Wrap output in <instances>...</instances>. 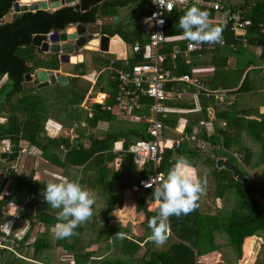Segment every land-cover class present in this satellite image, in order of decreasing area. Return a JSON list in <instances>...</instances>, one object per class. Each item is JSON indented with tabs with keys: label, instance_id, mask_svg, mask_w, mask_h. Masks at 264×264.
<instances>
[{
	"label": "trees",
	"instance_id": "obj_1",
	"mask_svg": "<svg viewBox=\"0 0 264 264\" xmlns=\"http://www.w3.org/2000/svg\"><path fill=\"white\" fill-rule=\"evenodd\" d=\"M14 1L0 0V80L6 76V81L0 84V118L4 119L0 121V142L7 139L11 147L4 161H14L19 154L20 140H25L40 151L41 158L66 170L68 179L78 178L80 183L92 190L95 198L99 200L93 206L91 219L77 227L75 235L65 239L56 238L51 231L58 222L56 215L59 210L51 208L46 201H30L25 206L23 218L29 222L30 227L41 224L47 231L41 233L31 243H27L29 235L24 234L20 241L21 251L27 246L31 249L32 259L39 262L47 259L46 250L61 247L66 251V255L73 259L74 264H214L200 262L199 258L212 250H220L224 261L216 264H230L234 261L237 264L248 236L257 235L264 240V112H259V106L253 103L231 114V109L236 108L235 100L232 104H226L205 97H201V109L193 111L196 113L194 118L197 123L201 117L208 120L209 103L214 106V117L211 118V122L216 127V132L211 140L221 141L227 150L234 149L242 154L241 162L233 163L244 172L247 182L235 179L230 170L216 166V157L220 153L226 155L228 153L218 149L201 150L194 143L183 141L178 149H166L163 152L161 170L164 174L166 175L179 158L186 157L198 174L213 178V196L220 197L223 201H230L229 196L232 195L233 203L232 200L230 201L232 205L229 208L224 206L225 208L218 209L212 215L201 211V200H199V206L190 214L172 216L171 234L160 248L156 247L149 238L143 245L140 244L143 237L115 238L117 232L121 231L127 235L130 230L119 223L109 225L112 211L116 206L123 205L126 186L138 185L139 179L152 170L148 162L137 166L132 154L127 152L130 143L140 138H150L146 124L142 121L135 123L119 121L99 137L95 130L100 122L118 119L115 114L102 109L98 103L91 104L93 113L91 117L88 116L87 111L80 109L79 104L89 88L85 85L88 81L83 79L85 75L83 63L76 64L77 72L74 73L75 75L67 76L65 85L57 83L38 89L34 84L26 85L25 76L39 69H47L50 72H57L56 70L59 69L57 53H44L32 45L31 39L34 34L49 33L52 30L62 31L77 23L95 25L98 14L102 17L114 15L118 7L126 6L133 0H103L86 11L64 5L54 10L11 13L10 9ZM199 7L210 13V19L213 17L215 10ZM231 8L241 10L243 17L251 20L245 35L247 44L242 42V37L234 35L230 30V24L224 20L217 24L224 25L225 45L215 44L213 50L202 51L201 57L193 53L188 61L183 56L172 58L170 55L173 47L179 46L183 49L186 46L188 41L186 38L180 41H167L163 48L168 54L166 66L171 69L173 75L180 76L190 73L194 67L210 65L214 69L213 74L202 79L207 87L227 89L233 94L245 93L254 96L256 88L262 87L264 91V77L260 69L251 67L248 69L256 59L249 46L261 47L263 53L259 58L264 59V0H244L243 5L239 7L232 5ZM149 11L150 8L147 12ZM184 11L173 10L167 15V36L183 33L180 26L175 30L171 29V26L179 21ZM8 13L11 19L3 22V17ZM112 25L114 27H111V24H102L99 32L110 37L118 34L126 40L123 25L120 22ZM135 30L138 34H134L133 42L138 41L144 45L147 37L143 38L140 26ZM231 56L237 57L240 66L228 68V58ZM141 58L142 55L137 54L129 62L135 63ZM105 64L107 66L109 62ZM114 64L119 66L120 63L114 61ZM101 75L102 73L98 76L96 85L103 92L111 94L107 103H112L117 91L116 81L109 74L106 80ZM176 84L185 86L182 83ZM176 84L171 83V85ZM253 101L258 102L257 97ZM166 105L169 110L161 116V119L167 127H175L179 118L176 111L194 110L193 104L182 100L170 101ZM49 119L55 120L63 129L72 128L74 141H71L67 135H50L47 129ZM187 132H191L188 126ZM84 136L89 140L86 145L81 141ZM119 138L123 139L122 150L113 153V145ZM118 156L120 167L116 170L114 162ZM2 161L0 154V191L7 181L1 179L4 167ZM253 172L261 173L259 180L253 177ZM9 178L11 180L9 195L0 199V224L8 219L5 208L10 200L22 201L33 192L39 190L44 192L48 182L34 178L33 173L23 175L11 172ZM152 191V188H140L135 195L136 210L145 214L143 222L145 232H151L148 222L155 215L156 210L147 209L148 202H152L149 200ZM227 191L231 193L225 194ZM17 192L23 194L16 195ZM214 231L223 232L222 234L227 236L216 237ZM222 238L225 240L223 241ZM250 240L249 237L245 244L246 252L249 251ZM143 247L144 251L140 254L139 251ZM261 250L264 255V242ZM257 259L258 255L254 264L259 261ZM47 261V264H53L50 259ZM2 262L26 264L28 261L15 258L8 251H3Z\"/></svg>",
	"mask_w": 264,
	"mask_h": 264
},
{
	"label": "built area",
	"instance_id": "obj_2",
	"mask_svg": "<svg viewBox=\"0 0 264 264\" xmlns=\"http://www.w3.org/2000/svg\"><path fill=\"white\" fill-rule=\"evenodd\" d=\"M193 3L215 11H223L226 21L230 24V30L236 37H242V42L247 44L245 35L251 20L243 17L241 10L223 5L222 0H185L184 3H180L179 0H163L161 4L149 0L150 11L141 19L140 23V30L147 36V41L144 45L138 41L132 45V50L142 55L141 60L135 63L126 61L122 66L115 65L114 61H111L105 68L117 84L113 102L107 103V100L111 98V94L108 92L101 93L102 91H99L100 94L98 95L93 93L94 79L90 83L85 98L79 104L80 109L87 111L90 117L93 114L91 104L98 103L102 109H106L115 115L135 117L146 124V131L150 138L137 139L130 143L127 148V152L132 154L139 166L145 162L151 164L152 170L138 181L137 186L141 189H147L144 185L151 178H161L164 174L161 170L163 152L166 149H178L183 141L192 142L201 150H227L221 141L214 142L211 140L213 132L207 127V121L203 118L199 120V128L190 133L186 132L184 124L179 125L181 128L169 129L161 119V116L169 110L166 105L167 102L184 100L187 95H190L197 102L201 97L213 98L226 104H232L235 100V95L227 89L207 87L202 78L196 74L195 69L190 73L175 76L171 69L166 66L168 54L163 51V47L169 40V36L166 35L167 15L173 10L184 11ZM74 4L75 2L71 6ZM170 4L171 8H169ZM219 45H225V40L223 39V43ZM215 46V44H202L193 47L187 41L183 49L179 46L173 47L170 55L172 58L183 56L189 61L192 53H197L201 57L203 56L202 51L213 50ZM257 48L258 54L261 55L263 49ZM262 73L264 74V69ZM171 83H184L188 88L177 84L171 85ZM99 95H102L101 99H99ZM171 133L173 136H170ZM69 138L74 141V134L71 133ZM19 147V153L31 154L32 152L28 142L20 143ZM1 151H10V145L0 146ZM231 153L236 159L241 160V153ZM16 164V162L11 163L2 170L3 179L9 178L11 172H18ZM33 200L44 202L43 192L40 190L33 192L22 201L10 200L5 208L8 220L15 223L20 221L23 218L26 204ZM11 202L15 203L18 212L12 207ZM3 225L5 223L0 224V264H3V251H8L15 258L27 260L21 251V239L12 236ZM215 260L216 258H213L210 261Z\"/></svg>",
	"mask_w": 264,
	"mask_h": 264
},
{
	"label": "crops",
	"instance_id": "obj_3",
	"mask_svg": "<svg viewBox=\"0 0 264 264\" xmlns=\"http://www.w3.org/2000/svg\"><path fill=\"white\" fill-rule=\"evenodd\" d=\"M222 3H223V5L228 6V7H231L232 5H236L237 7H239V6L244 4V0L243 1H241V0H222ZM148 8H150L149 0H133V2L129 3L126 6L118 7L116 9V13L114 15L105 16V17L100 16L99 18L97 17V21H96L95 25L89 24L92 27V30H93L92 34L94 36L95 35L99 36L102 34L99 32V28H101L102 24H109V25L111 24V27H114L112 24L120 22L124 27V33L126 36V40H125V38L120 37L118 34H115L111 37L107 34H104V35H107L109 37L108 49L106 51H101V50L91 51L92 53L90 55H88V57H86L85 54H82L81 61L78 60L75 63H73V62L60 63L59 62V69H57L56 71L59 73H63L66 76L75 75L74 73L77 72V70H78L76 67V64L83 63L84 64L83 70L85 72L83 79H85L89 83H91V81L95 79L94 88L98 89V91L101 92L102 90L99 86L96 85V81H97V78L100 75V73H103V71H107V70H105V68H106L105 63L109 62V64H110L111 61H117L120 63L119 66H122V65H124V63L126 61L129 62L131 59H133L138 54L132 50V45L135 42H137V41L133 42L132 39H133L134 34H136V32H137L135 29H139V26L141 23L140 20L145 15H147ZM115 15L118 16L117 21H115L113 19V16H115ZM210 20L214 25L221 22V21H224V20H226L225 13L223 11H215L213 14V17ZM89 25H87V28ZM93 26H95V28H93ZM178 27H179V22H175L174 25L171 26V29L175 30V29H178ZM88 31L91 32L89 30V28H88ZM140 32H141V30H140ZM142 36H143V38L147 37L144 33H142ZM184 39L185 38L183 36V33L179 34V35H171V36H169L168 42L169 41H180V40H184ZM253 48L256 49L255 50L256 53L253 51ZM250 49L255 54L256 59H260L263 62L258 63L256 66L250 64L248 69H250V67L252 69H254V68L260 69L261 75L264 77V74L262 73V70L264 69V59L262 57L259 58L260 55L257 53L258 52L257 47H251L250 46ZM238 66H240V62H238L237 57L231 56L228 58V68L229 69L235 68ZM87 69H90L89 72H93V74L88 75L89 72L87 71ZM193 69H196V71H197L196 74L199 75L202 79L205 77L211 76L214 72L213 67L210 65H200V66L194 67ZM39 70H41V69H39ZM48 72H50V71H48ZM31 74H34V73H31ZM91 76H93V77H91ZM110 77H111V75H110ZM3 78H5L3 80L6 81V76H4ZM255 81H256V79H255ZM32 84L33 83L31 82L30 85H32ZM182 84H184V83H182ZM184 85L185 86H182V87H188L186 84H184ZM100 92H98L96 95L100 94ZM263 92H264L263 88L261 87V88H256L255 93H253L254 96L245 95V93H242V94L234 93V95L236 97L235 98L236 108H234L233 110L231 109V114H233V112L234 113L239 112V111H241V108L246 107L247 105L253 104V103H255L257 105V107L259 106L258 111L263 113L264 112V105L262 104L261 101L264 100V97L260 98V96L258 95V94H262ZM101 93H103V91ZM254 97L255 98L257 97L258 102L253 101V99H255ZM200 100H201V98H200ZM200 100H199V102H197L195 99L191 98L190 95H187L185 97V99L182 101L187 102L188 104H193L194 110L191 111L189 109H181V110L176 111L175 113L179 114L178 121H177L175 127H168V128L169 129H175V128L179 127V125L184 124L186 132H187V126L191 128V132L197 130L199 128V125H198L199 122L198 123L196 122V119L194 118V115H193V113H194L193 111H195L197 109H199V110L201 109V101ZM208 107H211V109H212V112L209 115V119L207 120L204 117H201L200 119L203 118L207 121V124H208L207 127L210 130H212V132L214 134L216 132V127L211 122V118L214 117V112H213L214 106L209 103ZM118 116L121 120H119ZM126 116L125 115L124 116L123 115L122 116L116 115V117L119 121H128V122H132V123L141 121L135 117H131V116L126 117ZM0 121H4V119L0 118ZM108 126H110V125H108ZM98 127H99V124H98ZM98 127L96 128V132H97L99 137H102L106 133V131H108V130L104 131V133H102V134H99ZM99 128L101 129L103 127H99ZM179 128H181V127H179ZM47 129H48L49 134L52 136L67 135L70 137V135L72 133V128L69 129L68 131H66L63 128H61L60 124L57 123L53 119L48 120ZM81 141L85 145L89 143L88 138L85 136L83 137V139ZM122 141H123V139L119 138L114 143L113 150H112L113 153H119L122 150ZM22 142H27V141L20 140L19 145ZM9 143L10 142L7 139H5L4 141L0 142V146L4 147L5 145H10ZM30 148L32 150L31 154L19 153L14 161H4V159H6V157H7V153L11 151V147H10V151H1L0 152L1 155L3 153L6 154L5 157L1 156V160H3L2 162L4 163V167H7V165L9 163H15L16 162L17 163L16 165L18 167V172H16L17 174L29 175V174L33 173L34 178H36L40 181L41 180L42 181H49L50 179L60 180L62 178H68V172L66 170H64L62 167L55 166V165L47 162L43 158H41L40 151L37 148H35L33 146H30ZM218 150L220 151V149H218ZM221 151H223V150H221ZM224 152H226L228 154L226 155V154L220 153L216 157V166H217V161L219 159H223V158L228 159L231 163H233V162H236V163L239 162L240 163L241 162V160L236 159L231 153V152H237V150L232 149L230 151L226 150ZM114 163H115L114 164L115 169L118 170L120 167V157L119 156L116 158ZM137 166H139V165L137 164ZM217 167H219V166H217ZM193 171L196 175H198L201 178H205L207 181L206 192L204 195L210 194V191L212 193V191L214 190V182H213L212 178L208 175L198 174L197 171L195 170V168H193ZM1 179H3V178H1ZM10 186H11V180H10V178L9 179L7 178V181L5 182L4 186L2 187L0 194H3L4 196L9 195ZM139 190H140V188H138L137 185L126 186V188L124 190V196L125 197H124L123 205L121 207H118V206L115 207L113 215L111 216V220L109 221V225H113L114 223H119L122 227L129 228L130 231L127 232L126 236L127 237H133V238L143 237V241L140 243L141 245H143V243L146 241V239H148L150 237L151 232H147V231L145 232V228L143 225V222L145 219L144 212L136 210L135 195H136V192ZM17 194L22 195L23 193L17 192L16 195ZM95 200H96V203L99 202V200L97 198H95ZM200 200H201L200 201L201 211L205 212V213L212 214V215H214L218 209L225 208V207L229 208V206L232 205L231 202L223 201L220 197L214 198V200L212 202V200H210L208 198L207 199L203 198V195H202ZM147 209L153 211L156 209V205L153 202H148ZM211 209H212V211H211ZM10 222L11 221H9L7 219V221L4 223L6 224V223H10ZM12 223H14V224L10 227L11 231H9L6 228L5 229L12 236H15V237L20 238V239L23 238L24 234H28L29 237H28L27 243H29V242L31 243L37 236H39L44 231H47V229L45 230V227L42 226L41 224L35 225L34 227H30L29 222L25 218H22L20 221H18L16 223L15 222H12ZM129 224H130V226H128ZM51 231L54 232V228H52ZM214 233H215V235H217L216 237H218V235H219V237H225V235L222 234L223 232L214 231ZM169 234H171V232H169ZM249 237L252 240L253 239H256V240L261 239V242H262V238L258 237L257 235L248 236L247 239ZM247 239L245 240L243 247H242V251H243L242 256H240V258L237 259L239 264H254L255 263V259H256L255 256L257 253V249L259 247L254 246V244L257 243L255 240L252 241L253 243H251V240H250V242H248L249 251L246 252L245 244L247 242ZM222 240L224 241L225 239L222 238ZM57 248H59V247H57ZM253 248L255 250H253ZM251 249L253 250V252L251 251ZM143 251H144V247H143ZM22 253L27 257L26 261L32 262L31 264H47V263H44V261L48 262L47 259H43L42 262H39L37 260L32 259L31 249H29L27 246L23 248ZM252 253H253V255H252ZM205 255H208V258H209V256H210V258H217V260L212 262L214 264L221 263V262L223 263V261H224L223 253L220 250H212L210 252H207V253L201 255V257L199 258L200 262H204V261H202L204 259L202 257H204ZM46 256H47V254H46ZM67 260L70 261L71 264H74L73 259L70 258L69 256H68ZM234 262H231V264H235ZM52 263L58 264L59 262L58 263L52 262ZM204 263H206V262H204Z\"/></svg>",
	"mask_w": 264,
	"mask_h": 264
},
{
	"label": "clouds",
	"instance_id": "obj_4",
	"mask_svg": "<svg viewBox=\"0 0 264 264\" xmlns=\"http://www.w3.org/2000/svg\"><path fill=\"white\" fill-rule=\"evenodd\" d=\"M179 2L184 3L185 0ZM154 3L161 4L163 0H154ZM178 22L190 46L223 43L224 25H214L210 20V13L202 10L197 3L184 11ZM206 184L205 178L194 173L193 165L186 157L179 158L166 175L151 178L145 183V187L153 189L149 200L156 205L155 215L148 222L151 229L149 240L156 247H162L167 242L172 216H186L196 210L198 201L206 192ZM43 198L51 208L59 210L56 215L58 222L54 225V235L58 239L75 235V229L93 216L96 202L92 190L83 186L78 178L50 179L46 183ZM0 199H4L3 194H0ZM11 203L18 212L15 203ZM3 227L11 231L9 223ZM114 237L124 239L126 234L119 231Z\"/></svg>",
	"mask_w": 264,
	"mask_h": 264
},
{
	"label": "water",
	"instance_id": "obj_5",
	"mask_svg": "<svg viewBox=\"0 0 264 264\" xmlns=\"http://www.w3.org/2000/svg\"><path fill=\"white\" fill-rule=\"evenodd\" d=\"M103 0H15L12 3L10 12L20 13L26 11L49 10L57 9L64 5H71L73 2L74 8L80 11H86L91 6L101 3ZM101 14H98L99 18ZM115 21L118 16H113ZM109 37L101 34L94 36L92 32L88 31L85 23L72 24L62 31L52 30L48 33H36L32 36V45L44 53H57L60 63L77 62L82 59L83 50L106 51L108 49ZM74 53V54H73ZM80 56L81 59L71 61L73 57ZM26 81H31L36 88L46 87L48 85H65L67 83V76L59 72H48L46 69L36 71L34 74H27ZM1 156L5 157L6 154ZM217 166L228 169L232 172L235 179L241 182H247V177L241 169L228 159H219ZM6 211V210H5Z\"/></svg>",
	"mask_w": 264,
	"mask_h": 264
},
{
	"label": "rangeland",
	"instance_id": "obj_6",
	"mask_svg": "<svg viewBox=\"0 0 264 264\" xmlns=\"http://www.w3.org/2000/svg\"><path fill=\"white\" fill-rule=\"evenodd\" d=\"M241 1H243V0H241ZM11 19V15H10V13H8V14H6L4 17H3V22H7V21H9ZM97 26V25H96ZM88 28H89V30L92 32L93 30H92V27L89 25L88 26ZM93 28H95V26H93ZM119 46V45H118ZM250 47V46H249ZM256 49L255 48H253V51L256 53V51H255ZM82 52V54H85V56L86 57H88V55H90L92 52L91 51H89V50H83V51H81ZM258 53V52H257ZM261 62H263L262 60H260V59H255L254 60V63H253V65H257L258 63H261ZM87 71L89 72L90 71V69H87ZM195 72H197L196 71V69H195ZM93 74V72H89V74L88 75H92ZM108 75V71H103V73H102V78L104 77V79L106 80V76ZM94 76V75H93ZM93 76H91V77H93ZM3 79H5V78H2L1 80H0V84L4 81ZM31 84V82L30 81H27L26 82V85H30ZM85 85H87V86H90V83H88V82H86L85 83ZM99 91H98V89H95L94 88V90H93V93H98ZM259 96H260V98L261 97H264L263 95H264V93H262V94H258ZM255 98V97H254ZM262 104L264 105V102H262ZM221 106V104L219 105V107ZM224 105L222 104V107H223ZM207 110H208V114L210 115L211 114V112H212V109H211V107H208L207 108ZM213 112H214V110H213ZM195 114L196 113H193V115L195 116ZM126 117H130V116H126ZM118 118H119V116H118ZM119 120H121L120 118H119ZM119 120H116V121H110V122H100L99 123V127H103V128H99L98 127V129H99V134H102V133H104V131H106V130H109L110 129V126L112 127V126H115L118 122H119ZM108 125H110V126H108ZM97 129V130H98ZM64 130H66V131H68V129L67 128H65ZM96 131V130H95ZM170 136H173L172 134L170 135ZM11 163H9L8 165H7V167L10 165ZM240 165V164H239ZM5 167H3V169H4ZM252 175H253V177L256 179V180H259L260 179V177H261V173H259V172H253L252 173ZM212 180H213V178H212ZM213 182H214V180H213ZM212 190V189H211ZM229 193H231V191H227V192H225V194H229ZM203 198H208V199H210V200H212V202H213V200H214V196H213V194L211 193V191H210V194H208V195H203ZM232 198V195L231 196H229V199H230V201L232 200L231 199ZM230 201H228V202H230ZM232 203H233V200H232ZM226 205V204H225ZM211 211H212V209H211ZM113 212H114V210L112 211V215H113ZM10 224V227L14 224V223H12V222H10L9 223ZM128 226H130V224L128 225ZM14 228V227H13ZM7 229V228H6ZM16 234V233H15ZM225 234H227V233H225ZM227 235H225V237H226ZM253 240H255L257 243H255L254 244V246H258L256 249H257V253H256V256L255 257H257V255H258V259L257 260H259L258 262H257V264H264V255H263V252H262V243L264 242V240L262 239V242H261V239H253ZM252 239H251V243H253L252 241H253ZM55 246V245H54ZM94 248L96 247V246H93ZM220 248H224V247H222V246H219ZM218 247V248H219ZM253 250H255L254 248H253ZM253 250L251 249V251L253 252ZM142 251H143V248L139 251V253L141 254L142 253ZM202 251H204V249L202 250ZM46 252H48V254H47V259H50V261L51 262H55V263H58V264H71L70 263V261H68L67 260V258H68V256L66 255V251H64L61 247H59V248H54V249H48V250H46ZM252 255H253V253H252ZM202 258H205V260L203 259L202 261H204V262H206V263H212L213 261H210V260H213V258H210V256H209V258H208V255H205L204 257H202ZM249 259V258H248ZM216 260H217V258H216ZM245 262V261H244ZM44 263H46V261H44ZM26 264H31V262H27ZM231 264V263H230ZM237 264H239V262H237Z\"/></svg>",
	"mask_w": 264,
	"mask_h": 264
},
{
	"label": "bare ground",
	"instance_id": "obj_7",
	"mask_svg": "<svg viewBox=\"0 0 264 264\" xmlns=\"http://www.w3.org/2000/svg\"><path fill=\"white\" fill-rule=\"evenodd\" d=\"M78 59H81V57L80 56H78V57H73L72 59H71V61H77ZM102 98V95H99V99H101Z\"/></svg>",
	"mask_w": 264,
	"mask_h": 264
}]
</instances>
